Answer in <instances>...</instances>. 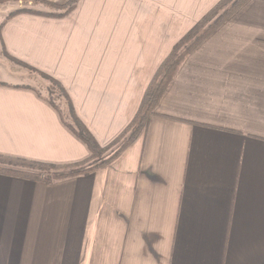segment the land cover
Wrapping results in <instances>:
<instances>
[{
	"label": "crops",
	"instance_id": "obj_1",
	"mask_svg": "<svg viewBox=\"0 0 264 264\" xmlns=\"http://www.w3.org/2000/svg\"><path fill=\"white\" fill-rule=\"evenodd\" d=\"M219 1L79 0L64 18L17 15L1 39L11 57L64 86L107 147L173 47ZM26 71L0 41V75ZM29 87L0 77V155L88 159ZM0 264H264V0H250L185 60L147 129L107 167L54 184L0 175Z\"/></svg>",
	"mask_w": 264,
	"mask_h": 264
},
{
	"label": "trees",
	"instance_id": "obj_2",
	"mask_svg": "<svg viewBox=\"0 0 264 264\" xmlns=\"http://www.w3.org/2000/svg\"><path fill=\"white\" fill-rule=\"evenodd\" d=\"M14 1H21L25 3L33 2L34 6H24L14 10L7 15L0 24V41L2 43L3 52L10 60L25 66L34 73L39 74L42 78L48 80L57 88L59 96L61 97L60 99L64 100V103L66 104V111L56 104L54 100L45 97L40 92L38 93L56 109L64 125H66V127L72 131L76 137L87 145L91 155L84 161L70 165H51L0 155V175L27 179L34 182L54 184L58 181L72 179L81 175L92 174L107 167L115 161L122 154V152L129 147L134 140L144 132L145 129H147L152 116L155 115L161 100L169 91L185 60L250 0H220L186 35H184L177 42L172 51L157 69L152 81L148 85L135 117L124 132L107 147H101L98 144L95 137L79 118L73 101L64 86L50 75L37 71L36 69L11 57L7 53L1 39L2 28L11 18L20 14L64 18L76 8L79 0H70L65 5H56L46 0ZM42 6L57 10L48 11L43 9ZM121 140L122 142L119 144V147L111 154L105 156L109 148L118 144Z\"/></svg>",
	"mask_w": 264,
	"mask_h": 264
},
{
	"label": "rangeland",
	"instance_id": "obj_3",
	"mask_svg": "<svg viewBox=\"0 0 264 264\" xmlns=\"http://www.w3.org/2000/svg\"><path fill=\"white\" fill-rule=\"evenodd\" d=\"M24 6H34L33 2L31 3H25L21 1H14V0H1L0 2V24L3 22V20L6 18L7 15H9L14 10H17L19 8H22ZM43 9H46L48 11H56L57 9H52L49 7L42 6ZM7 67V66H6ZM5 67V68H6ZM26 73L29 75V77L22 78L18 75H9L6 76L0 75V77L4 80H7L9 82H15V83H26L34 86L39 92H41L45 97L52 99L58 104L64 111H66V104L64 103V100H61L59 96V91L57 88L48 80L42 78L39 74L34 73L29 69V71H26ZM122 142V140L118 143L113 145L109 150L106 152L105 156L108 154H111L114 150H116L119 147V144Z\"/></svg>",
	"mask_w": 264,
	"mask_h": 264
}]
</instances>
